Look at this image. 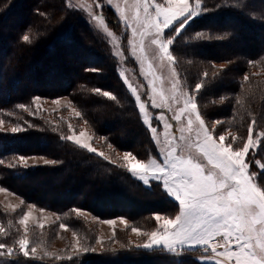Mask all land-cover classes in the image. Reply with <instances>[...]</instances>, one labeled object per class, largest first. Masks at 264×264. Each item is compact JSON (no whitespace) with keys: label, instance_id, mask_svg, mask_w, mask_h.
<instances>
[{"label":"trees","instance_id":"obj_1","mask_svg":"<svg viewBox=\"0 0 264 264\" xmlns=\"http://www.w3.org/2000/svg\"><path fill=\"white\" fill-rule=\"evenodd\" d=\"M202 7L207 11L179 35L168 34L176 36L170 48L175 65L210 131L235 137L226 141L235 148L246 142L252 126L259 142L248 159L264 162V0H202ZM63 96L80 117L37 110L35 98ZM0 121V185L26 204L58 214L51 223L25 231L20 210L0 203V243L6 245L0 264H215L200 260L199 250L140 246L145 234L158 228L155 217L174 218L179 205L160 182L143 184L114 155L125 151L146 160L158 150L104 36L67 0H0ZM73 125H85L105 156L68 141ZM14 126L25 131L12 133ZM20 156L55 163L25 166ZM258 183L264 185V179ZM80 211L101 220L125 217L130 224L116 228L98 249L97 227ZM133 228L142 231L136 240L130 236ZM69 231L76 233L78 248L70 245ZM25 236L28 256L18 245ZM61 239L65 245L56 248Z\"/></svg>","mask_w":264,"mask_h":264},{"label":"snow or ice","instance_id":"obj_2","mask_svg":"<svg viewBox=\"0 0 264 264\" xmlns=\"http://www.w3.org/2000/svg\"><path fill=\"white\" fill-rule=\"evenodd\" d=\"M197 9L201 11L198 12ZM204 11L207 9L202 7V0H165V3H158L157 0H138L135 22L139 28L134 27L132 33L134 37L139 33L141 53L144 51V38L149 37L151 43L157 46L160 58L163 60L167 57L171 62L173 57L170 48L176 36H168L167 33L179 35L194 17ZM96 18L103 19L100 16ZM28 39L27 35L23 36L24 41ZM175 88L176 85L173 87L174 91ZM201 88V84L195 85L196 92ZM96 91L100 92L99 89ZM132 91L135 92L136 89L132 88ZM152 91L155 92V88ZM103 95L116 99L109 92H103ZM35 99L39 100V97ZM136 99L140 100V96L137 95ZM160 99L162 103L153 100L151 107L159 109L164 106L163 93L160 94ZM194 101V96H188L184 99L183 106L179 107L171 118L174 121L186 119V128L179 130L181 132L179 140L184 142L183 145L177 144L175 135L167 131L173 128V124L163 113L150 117L148 105L144 102L139 104V111L144 114L143 122L157 142L158 128L152 125V119L163 122V128L166 130L164 159L142 160L131 152H125L123 155L125 166L144 184H148L150 178L162 181L163 188L178 201L179 205V214L174 218L164 219L161 230L145 234L147 241L140 246L145 248L163 246L170 252L202 247L205 252L210 253L204 256L203 260L214 258L218 264H264V185L258 183L264 179V162L248 159L259 142L254 139V128L249 126L246 142L234 148L232 142L226 141H234L235 137L227 138L220 135L218 140L213 137L205 127V121L197 111V103ZM18 107L24 109L25 105L21 104ZM76 116L80 117L81 113L77 111ZM219 123L220 121H217V124ZM0 124H3V121H0ZM23 131L25 128L20 126L11 128L12 133ZM185 131L189 133L188 136L183 134ZM193 134L195 139L192 138ZM261 136H264V133ZM66 139L100 157L105 156L104 152H98L97 148L88 142L91 137L84 131L78 135H69ZM178 148L181 149L179 153ZM19 161L27 166L26 157L20 156ZM44 163L50 164L55 161L45 160ZM254 166L255 172L252 171ZM29 216L30 213L26 212L20 220L25 231L28 228ZM155 219L159 222L161 217L157 215ZM104 222L115 224L114 220ZM60 227L64 228L65 225L61 224ZM2 231L0 228V232ZM132 231L140 234L138 228H133ZM18 245L20 251L28 256L27 236L21 238ZM77 245L79 246V241ZM5 248L6 245L0 243V249ZM89 250L88 247L84 248V251ZM7 252L11 253L12 248H7ZM31 252L35 253L36 249L31 248Z\"/></svg>","mask_w":264,"mask_h":264},{"label":"rangeland","instance_id":"obj_3","mask_svg":"<svg viewBox=\"0 0 264 264\" xmlns=\"http://www.w3.org/2000/svg\"><path fill=\"white\" fill-rule=\"evenodd\" d=\"M67 1L69 2L70 8L73 11H77L79 15L83 19H85L95 31H98L104 36L108 51L112 56V58L115 60L116 70L123 84L126 86L129 94L133 98L134 104L138 109V111H139V104L141 102H144L146 103V105H148V114L150 117H156L160 113H163L165 115V118L170 123L173 124V128L167 131H170L175 135L177 144L183 145L184 142L179 140V137L181 135V132L179 130L181 128H186V119L182 118L181 121H174L171 118L175 115L179 107L183 106L184 99H186L190 95L194 96V94L191 93V91L186 86L184 80L182 79L175 65V61L171 53V49H170V53L173 57V60L170 62L168 61L167 57H165L162 60L160 58V53L158 51L157 46L151 43V39L149 37H145L143 44L144 51L143 53H141L139 47V43H140L139 33H137L135 37L133 36L132 33V29L134 27L139 28V25L135 22L136 5L138 0H67ZM157 2L165 3V0H157ZM100 5H102V7H100ZM121 10H123V15H121ZM150 11L152 10L150 9ZM197 11L200 12L201 10L197 9ZM141 14H142V9H141ZM97 16L103 17V19L102 20L97 19L96 18ZM125 17H127V19H125ZM109 33H111V35H109ZM168 34L169 33H167V35ZM174 85H176L175 91L173 90ZM132 88H135L136 91L135 92L132 91ZM153 88H155V92L152 91ZM161 93H163V96L165 98L163 101L164 106H162L159 109L151 107L153 100H155L156 103H162L160 99ZM181 93L183 95H181ZM137 95L140 96V100L136 99ZM57 100L59 101V103H55V101ZM35 104L36 106L39 105L40 110H44L46 112L64 111L62 113L64 117H69L71 119L77 117L76 116V112L78 111L77 108L73 106L71 100L66 96L58 97L54 99H47V98L39 99L36 100ZM139 113L143 121L144 114L141 113L140 111ZM152 125L158 128L159 142L153 139L150 133L158 150V156L157 157L150 156L148 159H157L158 161H163L164 159L163 149L166 147V141H165L166 130L163 128V122L162 121L158 122L154 118L152 119ZM205 127L208 128L206 123H205ZM74 128L75 126L73 125L70 135H78L79 132L84 131L87 136L91 137V139L88 142L91 143L93 147L97 148L98 152L101 151L104 152V150H102L100 147L96 146V144L93 143L94 136L85 125H80L77 129ZM183 134L185 136L189 135L187 131H185ZM212 135L214 138L218 140L219 138L218 136H215L213 133ZM192 138L195 139L194 134ZM254 139H258V138L254 137ZM177 151L179 153L181 149L178 148ZM184 151L186 154L187 150L185 149ZM124 153L125 151H116L114 154L122 162L123 165H125V162L123 160ZM26 158H27V164L42 163L45 160H47L42 156H32ZM136 178L139 179L138 177ZM152 181H157V180H155V178H150L149 183L145 185L149 186ZM141 182L144 184L143 181ZM157 182H160L163 187L162 181H157ZM169 197L175 200L174 197L170 195ZM176 202L178 203V201ZM0 203L3 204L7 210L18 211V212L20 210L18 214L19 222L26 212L30 213L28 226L35 225L40 227L41 225L51 223L52 221L58 219V214L56 212L38 208L33 204H26L22 199V197H20L11 190H8L7 188L2 187L1 185H0ZM80 213L90 218L91 221L96 225L97 234H98L96 248L98 249L101 248L102 241L104 239L109 238L114 234L116 228H123L130 224L129 219L125 217H117L112 219L101 220L91 217L87 212L80 211ZM160 217L161 220L159 221V226L154 231L161 230V225L163 224V220L169 219L162 216ZM107 220H114L115 224L110 225L105 223L104 221ZM22 226L24 227V225ZM141 233L142 231L140 230V234ZM139 235L136 232H133L132 230L130 232V236L132 240H136ZM67 237L69 238L70 245L73 248H78L80 246V244L79 246L77 245V241H79V239L76 233H74L73 231H69L67 233ZM65 242L66 241L64 239H61L55 244V247L56 248L63 247L65 245ZM153 248H163L167 250L163 246H154L152 248H145V249H153ZM184 249L199 250L200 253L198 257L200 258V260H203L202 258L204 256L210 255V253L205 252L202 247L195 249L193 248H184ZM184 249H177L176 252L182 251ZM0 257H3V255L0 254ZM203 261L218 264V261L214 258Z\"/></svg>","mask_w":264,"mask_h":264}]
</instances>
